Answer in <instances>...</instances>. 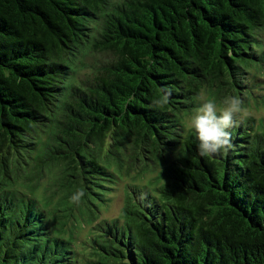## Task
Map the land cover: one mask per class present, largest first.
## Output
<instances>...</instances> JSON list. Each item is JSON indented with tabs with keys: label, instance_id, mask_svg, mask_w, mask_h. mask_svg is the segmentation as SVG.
<instances>
[{
	"label": "trees",
	"instance_id": "16d2710c",
	"mask_svg": "<svg viewBox=\"0 0 264 264\" xmlns=\"http://www.w3.org/2000/svg\"><path fill=\"white\" fill-rule=\"evenodd\" d=\"M263 76L264 0H0V264H264V115L185 128Z\"/></svg>",
	"mask_w": 264,
	"mask_h": 264
},
{
	"label": "clouds",
	"instance_id": "9594fccd",
	"mask_svg": "<svg viewBox=\"0 0 264 264\" xmlns=\"http://www.w3.org/2000/svg\"><path fill=\"white\" fill-rule=\"evenodd\" d=\"M218 107L214 99L204 92L195 97L196 106L185 120V128L194 139L196 150L201 156L226 153L231 148L230 129L234 117L242 112V101L235 95H224ZM75 194L72 199L75 200Z\"/></svg>",
	"mask_w": 264,
	"mask_h": 264
},
{
	"label": "rangeland",
	"instance_id": "374dc122",
	"mask_svg": "<svg viewBox=\"0 0 264 264\" xmlns=\"http://www.w3.org/2000/svg\"><path fill=\"white\" fill-rule=\"evenodd\" d=\"M258 82L263 85V87L258 88V92L259 95L264 94V76L260 77L258 79ZM251 106L252 107H244V109L242 110L243 113H251L254 115H264V101L262 100H258V104L255 103V101L252 100L251 102ZM186 120V118H185ZM125 182H130V180H126ZM125 182H120L119 184L115 185V188H113L110 192L109 195V201L108 204L105 208H103L101 210V216L100 218H110L113 216H116V214H118V211L122 205V201H123V195H124V190H123V186ZM83 233H80L78 236H76V241L78 243L80 236L87 234V229Z\"/></svg>",
	"mask_w": 264,
	"mask_h": 264
}]
</instances>
